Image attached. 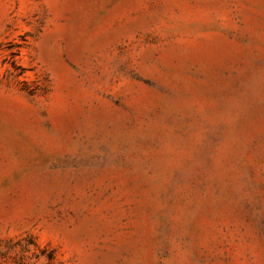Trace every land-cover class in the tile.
<instances>
[{"label": "rangeland", "instance_id": "1", "mask_svg": "<svg viewBox=\"0 0 264 264\" xmlns=\"http://www.w3.org/2000/svg\"><path fill=\"white\" fill-rule=\"evenodd\" d=\"M0 264H264V0H0Z\"/></svg>", "mask_w": 264, "mask_h": 264}]
</instances>
